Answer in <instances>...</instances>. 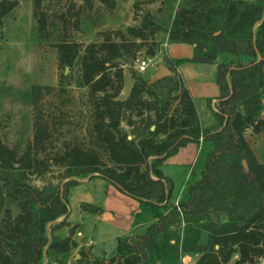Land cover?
Listing matches in <instances>:
<instances>
[{
  "label": "trees",
  "instance_id": "1",
  "mask_svg": "<svg viewBox=\"0 0 264 264\" xmlns=\"http://www.w3.org/2000/svg\"><path fill=\"white\" fill-rule=\"evenodd\" d=\"M15 4L11 1L8 8ZM38 5L39 0H34V8ZM39 26L43 29V19ZM146 27L145 18L138 26H128L127 36L120 31L106 35L86 44L81 53L80 43L58 44L59 63L69 67L77 60L78 83L89 89L92 145H65L55 157H39L46 129L37 116L33 141L22 152L0 141V264H42L44 253H65L77 245L71 238L74 226L63 237L48 236L47 226L51 233L69 224V188L78 184L77 176L86 175L110 181L156 217L144 233L119 237L113 256L92 264H149L153 247L164 252L165 244L171 248L172 242L182 253L198 254L193 264H261L264 163L256 159L244 131H264V0H183L170 21L167 39L192 44L193 55L166 59L173 74L153 82L132 74L129 93L120 99L121 60L136 57L155 31L145 33ZM223 52L244 59L217 63L219 94L212 109L216 123L200 128L194 98L175 71L185 61L214 62ZM163 80L175 91L178 105L173 113L168 112V101L161 105L154 89ZM54 88L32 85L35 108L40 91ZM136 120L142 124L140 130ZM200 138L213 144L200 176L186 182V195L177 205L158 211L172 197L171 179L160 164L180 146ZM51 164L72 169L69 178L57 186L35 187L28 182L29 173L38 168L42 173ZM10 205L17 208L15 214ZM221 215L226 219L221 220ZM174 217L184 223L177 241L166 236ZM204 232L206 240L201 242ZM233 252L239 257L230 263Z\"/></svg>",
  "mask_w": 264,
  "mask_h": 264
},
{
  "label": "rangeland",
  "instance_id": "2",
  "mask_svg": "<svg viewBox=\"0 0 264 264\" xmlns=\"http://www.w3.org/2000/svg\"><path fill=\"white\" fill-rule=\"evenodd\" d=\"M11 1H16V4L8 8ZM182 2L183 0H107L105 2L100 0H39V5L34 8V0H0V141L8 147L14 148L18 153L22 152L33 141L37 116L42 127L46 129V136L39 144L42 146L39 150V157H46L45 159L55 157L56 153L65 145L75 144L81 147H90L92 145L90 134L93 109L91 108L89 89L86 85L78 83L80 67L77 60L69 67L59 63L58 44L63 41L80 43L81 53L86 44L101 41L106 35H113L120 31L127 36L126 28L128 26H138L141 20L146 18L145 33H150L151 29L155 28L154 33L143 42L142 49L137 52L133 60H129V58L121 60L123 87L118 98L123 99L128 95L134 81L132 74L149 81L150 75L159 68L160 64H165L166 59L190 58L191 56L187 55L193 54V46H190L189 43L174 42L172 46L168 47L170 41L167 39V29L174 12ZM39 19L44 20L43 29L39 26ZM130 39L134 40L135 38L130 37ZM138 58L149 60L150 64L146 72L140 73L136 70L135 64ZM239 59H244V57L223 52L216 56L214 62ZM175 72L179 74L185 84L178 66ZM205 77L209 83L211 82L206 88L202 87L203 92L209 94L207 96L209 99L211 94H217V92L219 94V90L215 73L212 75L206 73ZM32 85L55 87L49 92L40 91L36 108L31 95ZM154 89L161 105L168 101V112L173 113L178 102L173 98L175 91L172 86L167 85L163 80L159 81ZM197 109L201 111V103H198ZM209 113L213 114L209 107H207V116L204 115L202 109L201 115L204 123L209 124L213 119ZM141 125L139 120H136L135 126L139 130ZM123 126L127 130L131 129L128 125L123 124ZM244 137L252 148L256 159L264 163V131L253 133L248 128L244 131ZM209 143L206 141L195 153L196 157L193 156L189 181L200 176L207 152L213 146H210ZM41 166V164L38 165V167ZM175 169L176 179L170 177L172 178V193L178 191L185 172H182L181 168L177 169L169 164L161 166V170L166 174H174ZM71 170L62 165L51 164L42 173L39 172V168L38 172L29 173L28 182L35 187L57 186L69 178ZM88 177L91 176L76 177L85 184L83 188L87 190ZM71 188H69V195ZM73 192L71 191L72 194ZM74 199V197L71 199L73 204ZM179 199L182 200V198ZM10 206L12 213L15 214L17 208L13 205ZM171 206L166 203L159 207L158 211L166 212ZM69 208L70 216L68 215L66 219L69 224L57 227L51 233L49 231L51 226H47V235L55 234L63 237L68 235L69 230L74 226L71 238L77 245L65 253L52 255L44 253L42 264H92L95 259H108L113 256L117 249V239L112 234L111 221H101L100 228L111 234L103 238L100 228L95 222L91 223V220L86 217L80 218L79 210L76 207L72 208L70 197ZM83 209L88 210V203L83 206ZM210 214L211 217H216L214 211ZM61 218L62 216L57 220ZM220 218L225 220L226 216L221 215ZM68 219L76 223L70 222ZM183 226L184 223L174 217L169 222L166 236L173 237L174 241H177L181 236ZM205 236L204 232L200 239L201 242H205ZM89 239L93 241V252L97 256L82 246ZM172 243L174 244L171 248L168 243L165 244L164 252L162 250L155 252L156 248L153 247V252H148L149 264H180L184 255H189V258H185L186 264H193L198 254L182 253L179 250V244ZM160 244L161 242H159ZM238 257L239 253L233 252L229 262L233 263ZM258 260L264 264L263 257Z\"/></svg>",
  "mask_w": 264,
  "mask_h": 264
},
{
  "label": "crops",
  "instance_id": "3",
  "mask_svg": "<svg viewBox=\"0 0 264 264\" xmlns=\"http://www.w3.org/2000/svg\"><path fill=\"white\" fill-rule=\"evenodd\" d=\"M172 43L174 42H169L168 47L172 46ZM189 45L193 46L192 44ZM192 55L193 54H189L187 56L190 57ZM216 67V62L188 61L178 64V70L183 75L186 87L188 88L191 96L194 98L200 128L210 127L216 123V119L213 114L211 115L209 113L213 116V119L209 124L203 122L204 120H202L201 115L202 109L204 115L207 116V107L211 110L215 108L214 106L217 100L216 96L218 92L217 94L213 93L210 95V102L208 103L207 96L209 94L204 93L202 87L206 88V86L211 83L206 80V73L210 75L215 73L216 76ZM198 103L202 104L201 111L197 109ZM206 141L209 140L200 139L198 142L189 141L185 145L180 146L174 154L166 157L160 164V168L164 164H169L175 166L177 169L181 168L182 172H185L181 182L182 184L178 187V191L176 193H172L171 199L167 202L169 206H171L172 203L174 205L176 200L179 201V198L183 199L184 195H186V182L189 181L190 178L189 172L192 169L193 156L199 151V149H201V146ZM209 142L210 146H212V142ZM184 167H186V170ZM164 174L169 178L172 177L173 179H176L177 177L176 169L174 170V174ZM87 182L88 183L86 184H88V190L83 188L85 184L81 181L72 186L70 189V195L68 197H70L72 208L76 207L79 210L78 212L80 214V218L86 217L88 220H91V223L95 222L98 228L102 226L101 221H111V231L116 239L123 236L144 233L148 226L156 220L154 213L148 206L141 203L138 199L122 192L114 184L103 177H88ZM71 191H74L73 194ZM72 197L75 198L74 204L72 203L73 201H71ZM82 203H88V210L83 209ZM68 220L76 223L71 219ZM100 234L103 238L111 235L103 228H100ZM92 242L93 241L89 239L88 242L84 245L82 244V246H85L84 248H87L94 255ZM186 256L189 258V255Z\"/></svg>",
  "mask_w": 264,
  "mask_h": 264
},
{
  "label": "built area",
  "instance_id": "4",
  "mask_svg": "<svg viewBox=\"0 0 264 264\" xmlns=\"http://www.w3.org/2000/svg\"><path fill=\"white\" fill-rule=\"evenodd\" d=\"M149 64H150V62L148 59H144V58L139 59L138 58L136 60L135 68L140 73L146 72ZM177 204H178V200L175 201V205H177ZM185 258H188V256H186V255L182 256V260H181L182 262L180 264H186L187 263V261H185Z\"/></svg>",
  "mask_w": 264,
  "mask_h": 264
},
{
  "label": "water",
  "instance_id": "5",
  "mask_svg": "<svg viewBox=\"0 0 264 264\" xmlns=\"http://www.w3.org/2000/svg\"><path fill=\"white\" fill-rule=\"evenodd\" d=\"M172 71L164 64H160L159 65V68L157 70L154 71V73H152L150 75V79H149V82H153L155 81L156 79L164 76V75H168V74H171ZM243 164L245 165V160L243 159L242 160Z\"/></svg>",
  "mask_w": 264,
  "mask_h": 264
}]
</instances>
